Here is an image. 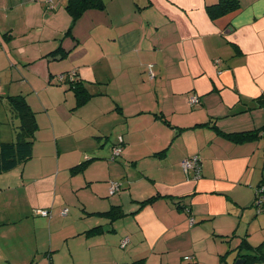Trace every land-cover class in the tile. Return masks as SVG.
<instances>
[{
    "label": "crops",
    "instance_id": "crops-1",
    "mask_svg": "<svg viewBox=\"0 0 264 264\" xmlns=\"http://www.w3.org/2000/svg\"><path fill=\"white\" fill-rule=\"evenodd\" d=\"M102 1L72 24L67 0H0V143L16 138L10 96L24 97L38 127L31 157L0 174V264H192V244L210 233L226 251L243 237L258 245L257 219L239 233L237 221L264 213L254 204L264 0H232L223 14L220 0ZM70 71L90 96L83 105L56 80ZM259 131L240 143L226 136ZM192 155L201 180L188 182L181 163ZM110 182L120 185L112 196ZM198 222H210L206 234L194 233Z\"/></svg>",
    "mask_w": 264,
    "mask_h": 264
},
{
    "label": "trees",
    "instance_id": "trees-1",
    "mask_svg": "<svg viewBox=\"0 0 264 264\" xmlns=\"http://www.w3.org/2000/svg\"><path fill=\"white\" fill-rule=\"evenodd\" d=\"M104 2L102 0H67L65 9L70 14L72 24L76 21L78 17L81 16L84 12L91 9H103ZM214 8L217 9L219 14L225 13L227 10L232 8H237V4L232 0H220ZM70 33V31H69ZM64 76L63 81H59L58 77ZM58 83H63L67 81L70 86L69 88L74 92L77 97L78 106L85 104L89 100V94L87 90L84 88L82 82L77 78V74L75 71H70L67 73L59 74L56 77ZM259 103H263L262 101H258ZM8 105L13 115L18 120V126L15 127V142L14 143H0V174L4 172H8L18 167L25 161H27L32 154V144L35 138V134L37 132V124L35 120L34 113L30 109L26 100L21 95L10 96L8 99ZM264 130V127H262ZM263 132L259 131L257 134L253 132H242V133H233L227 134L226 136L234 142H244L247 140L257 139ZM120 156V148L117 147L113 150L112 159ZM196 157V168L199 169L198 175L201 174V161L197 155H192L188 159ZM195 174V173H194ZM195 176V175H194ZM194 179H197L194 177ZM111 183H116L118 185V189L115 193H118L120 190V185L117 182H110L108 190L110 188ZM264 186V179L258 185L257 188ZM256 188V189H257ZM108 192V191H107ZM109 194V196L114 195ZM256 199V194L254 196ZM153 198H150L143 203H152ZM180 202V200H178ZM255 202V201H254ZM179 204V203H178ZM176 205L177 208L184 210L181 206ZM255 204V203H254ZM113 212V211H110ZM235 252V259L232 264H235L237 260L242 261L241 264H264V241L260 242L256 246H251L245 237L241 238L239 245L233 249L228 250L226 254L231 252ZM184 260L190 261V257H184ZM220 263L223 264V257H220ZM140 264V263H138Z\"/></svg>",
    "mask_w": 264,
    "mask_h": 264
},
{
    "label": "rangeland",
    "instance_id": "rangeland-1",
    "mask_svg": "<svg viewBox=\"0 0 264 264\" xmlns=\"http://www.w3.org/2000/svg\"><path fill=\"white\" fill-rule=\"evenodd\" d=\"M44 2H45V0H43ZM47 5V4H46ZM1 22H2V26H3V28L7 25V22H6V20H4V19H2L1 20ZM3 29H1V31H0V38L1 39H3L4 41H3V44H6V41H5V36L3 35V33H4V31H2ZM12 54V53H11ZM15 54H18V53H14V55ZM13 55V54H12ZM6 73H7V70H2V71H0V78L2 79V78H4L5 76H6ZM2 91H3V89L2 88H0V93H2ZM11 94H16V93H11ZM4 99V98H3ZM1 101V100H0ZM2 101H4V100H2ZM3 106H4V102H3V104L0 106V113L2 112V110H3ZM129 171H131V174L129 175V176H131L132 175V173H133V171H132V168L130 167V165L129 164H127V167H126V173H129ZM184 172V171H183ZM190 178L191 179H187V181L188 182H194V181H196V180H201L200 179V177L199 178H197V179H194V169H191L190 171ZM185 173V172H184ZM186 174V173H185ZM196 178V177H195ZM171 184V183H170ZM169 185V184H168ZM239 186V185H238ZM234 189H239V187H237V186H235L234 187ZM193 190L191 189V192H192ZM176 195H181V194H176ZM81 196H83V194H81ZM59 197L60 198H62V199H64V198H68V197H70V196H67V195H61V194H59ZM72 198H74V197H72ZM80 208V207H79ZM72 207H71V211H72ZM88 209L90 210V207H88ZM248 211H251V215L249 216V217H247V212ZM194 212L196 213V212H202L201 210H200V208H198V207H195V210H194ZM256 213V211H255V208L253 207L251 210L249 209V210H247L246 211V214L244 215V216H240V218L238 219V221H237V223H239V227H238V231H237V229L235 230V229H233L232 231H231V234H233L234 235V231H237L238 233L242 230V228H243V226L246 224V222H248L249 223V221H251V220H256L257 219V222H255V224H254V228H255V230L257 231V232H255V239L253 238V241H256V235L257 234H261V238H260V241H262V240H264V235L262 234V231H260L259 230V225H261L264 221V213H263V215L262 216H260V215H258V216H254V214ZM194 214V213H193ZM199 214H203V213H199ZM210 222H204V223H202V222H198V223H196V224H194L193 226L194 227H196V230L194 231V233L196 234V233H207V232H205V229H207V227H210V224H209ZM232 229V228H231ZM211 235H213V233H210L209 235L207 234V237H204L203 239H199V240H197L195 243H193L192 244V247H194L195 249H196V251H198V254H199V262H197V263H192V264H210V263H212V264H221L220 263V257H223V264H232V262H233V259H235L236 257H235V255L233 254L232 255V253H229V254H226V244L224 243V242H222V241H220V237H211ZM213 239V238H215V240H216V244L214 243V239L212 240V241H210L209 242V244L208 243H206V239ZM196 239V238H195ZM240 239V238H239ZM259 240V239H258ZM259 241V242H260ZM258 242V243H259ZM236 243V242H235ZM258 243H256V244H258ZM211 244V246H213V245H215L214 247H215V252L213 253V255H210V254H206V252H205V250H202L203 248H204V245H210ZM255 244V245H256ZM218 245V246H217ZM220 245H222L221 247H220ZM184 261H181V263L182 264H184L183 263Z\"/></svg>",
    "mask_w": 264,
    "mask_h": 264
},
{
    "label": "built area",
    "instance_id": "built-area-1",
    "mask_svg": "<svg viewBox=\"0 0 264 264\" xmlns=\"http://www.w3.org/2000/svg\"><path fill=\"white\" fill-rule=\"evenodd\" d=\"M45 3L47 4V5H51L52 4V0H45ZM150 68H151V65L150 66H148V69H149V72H150V75H151V70H150ZM63 79H64V76H59L58 77V80L61 82V81H63ZM189 102L191 103V104H193V103H196L197 102V99L195 98V97H191L190 99H189ZM196 162H197V160H196V157H193V158H191V159H188V160H185V161H183L182 163H181V167H182V169H183V171L184 172H188L189 170H191V169H194V177H196V178H199L200 176L198 175V173H199V169H197L196 168ZM117 189H118V185L116 184V183H111L110 184V188H109V190H108V192H109V194L111 195V194H113V193H115L116 191H117ZM255 194H256V199H255V205H256V207H260V205H263V203H264V186H262V187H260V188H257L256 190H255ZM67 213V210L65 209L64 211H63V214H66ZM47 213L46 212H42V215H46ZM124 244V243H123Z\"/></svg>",
    "mask_w": 264,
    "mask_h": 264
},
{
    "label": "water",
    "instance_id": "water-1",
    "mask_svg": "<svg viewBox=\"0 0 264 264\" xmlns=\"http://www.w3.org/2000/svg\"><path fill=\"white\" fill-rule=\"evenodd\" d=\"M242 263V261H240V260H237L236 262H235V264H241Z\"/></svg>",
    "mask_w": 264,
    "mask_h": 264
}]
</instances>
